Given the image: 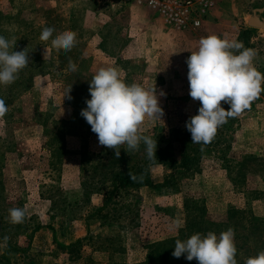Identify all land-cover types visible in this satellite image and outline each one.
<instances>
[{
	"label": "rangeland",
	"instance_id": "obj_1",
	"mask_svg": "<svg viewBox=\"0 0 264 264\" xmlns=\"http://www.w3.org/2000/svg\"><path fill=\"white\" fill-rule=\"evenodd\" d=\"M263 6L264 0H220L200 30L192 37L179 34L166 40L165 49L148 47V41L157 42V34L148 39L137 34L136 46L129 45V17L137 16L141 26L147 14L136 11L146 9L159 17L147 5L122 0H0V35L13 42L12 50L29 55L16 81L0 85V99L8 108L0 118V246L9 241L21 249L11 264H180L184 258L163 259V244L190 233V227L191 235L233 229L238 264L260 253L257 246L264 238L257 241V229L251 225L264 226V93L221 126L210 143L199 145V171L175 182L174 170L155 164L153 180L163 184L173 179V185L124 191L128 194L101 216L92 214L105 198L86 197V192L101 187L95 184L93 166L115 153L99 145L80 113L91 98L90 80L101 68L113 66L128 84L165 93L160 97L162 119L147 117L142 134L158 145L171 140L174 130H187L186 122L198 114L200 102L189 97L195 105H183L187 97H178L183 90L174 88L181 86L182 73L171 71L174 63L160 62L178 60L181 68L202 37L216 34L253 49L254 65L264 73V27L252 28L247 21ZM45 27L54 28V36L74 31L75 47L53 49L51 40H40ZM44 47L49 49L46 60ZM158 50L163 53L160 59ZM167 71L173 72L176 83L166 81ZM125 147L121 153L133 160L146 153L143 144L128 153ZM180 149L176 144L177 156ZM25 206V220L11 223L9 210ZM235 211H241L238 218ZM121 214L125 217L116 221ZM208 222L215 224L214 230L204 231ZM79 239L84 241L77 252L70 245Z\"/></svg>",
	"mask_w": 264,
	"mask_h": 264
},
{
	"label": "clouds",
	"instance_id": "obj_2",
	"mask_svg": "<svg viewBox=\"0 0 264 264\" xmlns=\"http://www.w3.org/2000/svg\"><path fill=\"white\" fill-rule=\"evenodd\" d=\"M54 32V28L45 27L40 40H51V47L57 51H71L75 47L77 34L74 31L65 30L55 36ZM13 47L12 41L0 35V85L3 86L13 84L29 63L28 53L12 50ZM44 48L46 60L49 49ZM256 55L253 49L227 36L210 34L199 40L197 50L191 51L187 59L189 95L200 102L198 114L186 122L192 143H210L220 126L249 109L264 93V73L254 65ZM69 67L72 71L77 69L71 62ZM89 93L91 98L80 115L97 135L100 146L114 150L119 158L121 146H126L124 150L128 153L143 144L149 159L156 156L158 142L142 134V125L147 117L162 119L164 109L160 97L165 95L163 91L158 93L156 87L149 90L138 83L128 84L116 67L108 66L90 80ZM222 101L229 105L227 109ZM7 111L5 101L0 99V118ZM26 216V206L9 210L13 224L23 222ZM172 255L188 261L195 259L198 264H238L235 232L229 228L219 235L196 233L186 240L177 239ZM244 264H264V251L247 258Z\"/></svg>",
	"mask_w": 264,
	"mask_h": 264
},
{
	"label": "trees",
	"instance_id": "obj_3",
	"mask_svg": "<svg viewBox=\"0 0 264 264\" xmlns=\"http://www.w3.org/2000/svg\"><path fill=\"white\" fill-rule=\"evenodd\" d=\"M223 126V125H222ZM221 127V126H220ZM219 127V128H220ZM218 128V129H219ZM175 136L167 142H163L162 145H158L156 156L152 159H149L147 153L143 156H138L137 160H133V156L128 154H123L117 158L115 155H111L109 158L101 157L102 163L93 166L94 169V178H98L95 184H100L101 187L92 190L87 189L86 197L89 195L97 194L98 196H103L104 203L101 208H98L92 216L96 213L97 215H103V212L109 208L111 204L117 203V199L128 194L127 190H137L139 188L148 187L152 189H159L165 187L166 185H173L170 181L173 179L176 180L187 174L197 172L201 168V153L202 148L199 147L200 144L192 143L191 133L188 130L177 129L173 131ZM61 133V130L58 131L57 137ZM174 135V134H173ZM176 144L181 146V155L177 156L174 147ZM134 161V162H133ZM155 164H162L175 171L173 179L167 181L163 184H158L153 180L151 173V167ZM101 170V172H99ZM136 178L133 179L132 177ZM85 182H83L84 184ZM106 184H108L106 186ZM241 212V211H240ZM240 212L235 211L233 214L237 217ZM123 217L122 214L116 217V221H120ZM238 218V217H237ZM238 220L235 222V229H238ZM208 228L204 231L214 230L215 224L213 222H208ZM263 223L257 222V224L251 225L257 229V241H261L264 238V226ZM191 225H188V229ZM39 227V226H38ZM38 229V228H36ZM187 229V230H188ZM194 230L190 227V233L187 231L181 237L173 238L163 244V251H166V254L162 255L164 260L175 258L172 253L174 251L175 242L177 239L186 240L190 238L191 232ZM250 239V238H249ZM84 239H79L76 242L72 243L70 247L72 250L78 252V249L83 244ZM172 244L171 248L168 246L166 249L164 246L166 244ZM5 246H0V264H11L15 255L21 251L19 247L9 241H5ZM83 246V245H82ZM264 251V240H262L261 245L257 246V253ZM13 252V254H11ZM184 258V261L182 260ZM178 259V258H177ZM182 262L180 264H198V261L193 259L188 261L185 257H181Z\"/></svg>",
	"mask_w": 264,
	"mask_h": 264
},
{
	"label": "crops",
	"instance_id": "obj_4",
	"mask_svg": "<svg viewBox=\"0 0 264 264\" xmlns=\"http://www.w3.org/2000/svg\"><path fill=\"white\" fill-rule=\"evenodd\" d=\"M258 8H260V7H257V9ZM133 12L134 11H132V13ZM138 13H145L147 15H146V20L143 22V26H141L140 23H138L139 18H136L137 16H133L132 15L131 17H129V22L130 23H129V25H128L129 27H127V29H128V32L131 34L130 35V38L131 39H130V43H129V45H130L131 48H134L136 46L135 44H137L136 43L137 34H139L142 39H148V38H150V34H152V35L157 34V42H150V41H148L149 42L148 47L150 45H153L154 44V45H157V47H164V48H165V45H166L165 44L166 40H168L170 38H176V36L179 35V34H186V35H189L191 37L194 35V33H192L193 31H178V30H176V29H174V28H172L170 26H167L164 23V21L162 20V18L160 17V15H159V17H156L154 15H150V13L148 12V10H146V9H140V11H138V12L136 11V14L137 15H138ZM251 17H252V15L247 19L248 24H249V20H250ZM153 20L154 21L156 20L157 21V24H153L152 23ZM185 32H187V33H185ZM192 44H193V42H192ZM172 45L175 46L176 44H172ZM158 51H159L158 58L160 59V57H162V54L163 53L161 52V50H158ZM189 56H190V54L187 55V58L186 59H188ZM164 62L167 63V65H168V63H174L173 66H175V67H173L171 69V71H174L175 74L182 73V78L183 79L181 80V86L178 87L176 85L174 88H176V89L181 88L183 90V91H180L181 94H179L178 97L183 96V97L189 98L190 97V95H189L190 87L185 82V81H188V65H187V60H185V62L184 61L182 62L181 68H178L176 66L178 60L172 61L170 59H167V60H165L163 62H160V64L162 63V64H164V66H167V65H165ZM184 73H187V76ZM172 74H173V72H170L169 73L167 71V72L164 73V77L166 78V81L176 83L177 78L175 76H173ZM187 98H186V101L184 100V104L183 105H189V106L193 107L195 104L192 103V101H191L190 98H189L190 101H188ZM197 103H199V101Z\"/></svg>",
	"mask_w": 264,
	"mask_h": 264
},
{
	"label": "built area",
	"instance_id": "obj_5",
	"mask_svg": "<svg viewBox=\"0 0 264 264\" xmlns=\"http://www.w3.org/2000/svg\"><path fill=\"white\" fill-rule=\"evenodd\" d=\"M125 4L147 5L159 13L167 26L178 31L200 30L220 0H122Z\"/></svg>",
	"mask_w": 264,
	"mask_h": 264
},
{
	"label": "water",
	"instance_id": "obj_6",
	"mask_svg": "<svg viewBox=\"0 0 264 264\" xmlns=\"http://www.w3.org/2000/svg\"><path fill=\"white\" fill-rule=\"evenodd\" d=\"M249 26H251L252 28L264 27V6L254 11V14L249 20Z\"/></svg>",
	"mask_w": 264,
	"mask_h": 264
}]
</instances>
